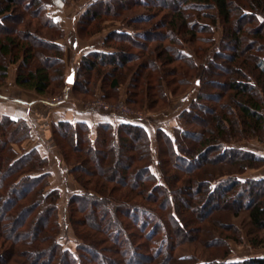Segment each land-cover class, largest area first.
Segmentation results:
<instances>
[{"label": "trees", "instance_id": "obj_1", "mask_svg": "<svg viewBox=\"0 0 264 264\" xmlns=\"http://www.w3.org/2000/svg\"><path fill=\"white\" fill-rule=\"evenodd\" d=\"M54 5L0 0V85L17 65L23 90L47 97L66 86ZM108 19L127 29L83 56L74 92L95 94L96 75L112 93L130 82L128 103L151 111L191 85L194 95L170 132L133 118L101 123L95 134L84 122L53 123L80 187L67 202L76 251L59 242L61 194L50 189V162L24 147L31 125L1 116L0 264H264L229 262L231 242L242 244L244 234L251 248L264 247V176H246L264 168V156L244 146L264 144V0H90L78 37L100 34ZM194 242L207 248V261L175 257Z\"/></svg>", "mask_w": 264, "mask_h": 264}, {"label": "crops", "instance_id": "obj_2", "mask_svg": "<svg viewBox=\"0 0 264 264\" xmlns=\"http://www.w3.org/2000/svg\"><path fill=\"white\" fill-rule=\"evenodd\" d=\"M89 1L90 0L81 2L79 0L78 2L69 4L68 8H66L65 5L64 7L54 5L50 10L54 20L60 24L65 32V37L60 41V43L65 47V66L67 68L68 77L72 73L76 74L83 56L93 51L106 50L102 46V41L108 33L115 30L127 29L125 27H119L111 29L105 34L102 32L92 37L90 40H82L80 37H78L76 26L80 15L84 11ZM73 6L76 11L72 14L70 13V10ZM55 10L58 11L57 14ZM95 37H98V40L96 39L97 41H92L95 39ZM13 68H16V66L10 68L7 84L3 87V92H0V117L9 116L13 120L22 118L27 120L32 127V132L31 138L24 144V147L26 149L33 147L37 148L40 154L43 157L48 158L49 161L50 154L52 153L56 155L58 163H61L62 160L61 153L55 146L53 140V123H57L59 121H67L72 123L84 122L92 129L93 133L95 134L97 127L101 123L117 124L121 121H130L128 117L122 114H115L117 116L114 117L100 115L101 113L86 111V109L82 108L80 104L74 102L73 100L70 101V99L63 102L59 100L60 102H57L55 100H50L49 98H44L34 92L23 90L16 85V71ZM68 90L69 92L72 90L70 85H68ZM140 121L141 122L139 123L143 122L142 120ZM171 129L166 128L165 130L170 132ZM153 135L154 134L152 133V136ZM28 145L29 148H27ZM62 173L63 172H61V174ZM51 175L53 178L54 173L51 172ZM246 176L262 177L264 176V172H261L260 170H252L247 172ZM78 190L79 189H76L75 192ZM243 247L246 249L244 255H242L240 258L236 257L238 252ZM239 248L240 249H236L235 251L232 246V255L229 262H239L250 258L264 259V249H251L246 245Z\"/></svg>", "mask_w": 264, "mask_h": 264}, {"label": "rangeland", "instance_id": "obj_3", "mask_svg": "<svg viewBox=\"0 0 264 264\" xmlns=\"http://www.w3.org/2000/svg\"><path fill=\"white\" fill-rule=\"evenodd\" d=\"M28 1L29 0H18V2H21V3L22 2H28ZM80 1L84 2L86 0H80ZM54 3H55V5L63 6V7L65 5V7L68 8L69 7L68 5L72 4L73 2H71L69 0H54ZM75 11L76 10L73 6L72 9L70 10V13L73 14ZM55 12H56V14L58 13V11H56V10H55ZM8 26L14 27L15 23L8 24ZM119 27L124 28L125 26L117 20L108 19L102 24L101 29H102L103 34H105L108 31H110L111 29H115V28H119ZM222 30H223L222 27H220V26L216 27L215 38H217L218 41H221V39L223 37V31ZM90 39H92V37L86 38L84 40L87 41ZM96 39L98 40V37L97 38L95 37V39L92 41H97ZM202 64L203 63H199L200 67H202ZM13 66H16V68H13V69H15L16 74H17L18 66L17 65H13ZM9 71H10V69H9ZM67 73L68 72H67V68H66V74ZM7 80H8V78H7ZM87 80H88L87 77H83V81H87ZM99 80H100V78L95 75V77H93V79L90 81V89L95 90L96 91L95 94H92V92H91L89 95H86V94L84 95L81 93L74 92L73 90H71V92H69L68 85L66 84L65 87H62L60 89H57V88L52 89L51 95H48L47 97H44V98H49L50 100H55L57 102H60V101L63 102L65 100L67 101L70 99V101L73 100L74 102L80 104L82 108L86 109V111H90V112H94V113H101L100 115H106V116H110V117H114L117 115L112 114V113H103V112H98V111L97 112L92 111L90 107L94 106L96 103H99V102H103L107 105L114 106L115 109H112V110L115 112L119 111L118 108L123 107V108L128 109L132 112L138 113L141 116L139 119L143 121L142 124H145L146 126H148V128L154 133L156 131V129H158V128L163 127L164 129H166V128L171 129L174 125L177 124L178 114L184 108H186L189 105L191 97H193L194 91H195V87L193 85H191L189 88L184 89L186 91V93L184 95H182V93H179L177 96L171 97L168 106H165L160 111H156V110L151 111L147 108V106L138 107L136 105H131L128 103V101H127V97H128L127 96V89L129 88L130 82L122 85L120 91H118L117 93H112L107 88L108 79H106V83L104 81L103 86L101 84L102 82ZM6 84H7V81L4 85H0V92H3V90H4L3 87ZM104 86H106V87H104ZM106 92L109 93V95H110L109 97H111V96H114V97L112 99H107V100L104 99L102 97V95ZM187 95L190 96V100H188V101L186 98ZM54 144H55V142H54ZM55 146H56V144H55ZM244 146L250 150L255 151L256 153H259V155L264 156V144L259 143L257 140H251V141L245 142ZM27 148H29V145ZM61 158H62L61 163H58L56 155L54 153L50 154V161L51 162L49 161L50 162L49 171H50V173L51 172L54 173L53 178L50 177V189H58L60 191V194H61V198L59 201V210H58L59 222L61 225V233L59 236V242L63 245V247L65 249H68L71 251H76L78 240L75 237L74 231H73V229L70 225V222H69V215H68V211H67V202H68L69 198L71 197V195L73 193H75L76 189H80V187L75 182L74 177L69 173V168L64 163L62 155H61ZM260 171L264 172V168H262ZM61 172H63V173L61 174ZM244 233H245V230H244ZM231 245L233 246L235 251H236V249H240L239 247L245 246V245L251 248V246L249 245L248 238H247L246 234H244V241L242 244H237L236 242L232 241ZM236 247H238V248H236ZM251 249H254V248H251ZM262 249H264V247L258 248L257 250H262ZM245 251H246V249H244V247H243L238 252L236 257L240 258L242 255H244ZM174 255L177 258L195 257L198 260H200L201 262H205L209 259V252H208L207 248L201 242L182 244V245L176 247V249L174 250Z\"/></svg>", "mask_w": 264, "mask_h": 264}, {"label": "built area", "instance_id": "obj_4", "mask_svg": "<svg viewBox=\"0 0 264 264\" xmlns=\"http://www.w3.org/2000/svg\"><path fill=\"white\" fill-rule=\"evenodd\" d=\"M92 111H98V112H103V113H112V114H122L128 118H133V119H138L141 117L138 113L132 112L128 109H125L123 107L118 108V112L113 111L112 109H115L114 106L107 105L103 102L96 103L94 106L90 107ZM139 115V116H138Z\"/></svg>", "mask_w": 264, "mask_h": 264}, {"label": "water", "instance_id": "obj_5", "mask_svg": "<svg viewBox=\"0 0 264 264\" xmlns=\"http://www.w3.org/2000/svg\"><path fill=\"white\" fill-rule=\"evenodd\" d=\"M75 82V74H71L67 79H66V84L73 86Z\"/></svg>", "mask_w": 264, "mask_h": 264}]
</instances>
